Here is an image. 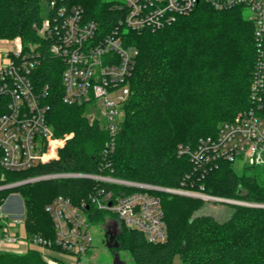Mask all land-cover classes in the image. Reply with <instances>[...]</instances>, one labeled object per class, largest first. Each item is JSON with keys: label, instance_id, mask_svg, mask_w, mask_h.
<instances>
[{"label": "trees", "instance_id": "16d2710c", "mask_svg": "<svg viewBox=\"0 0 264 264\" xmlns=\"http://www.w3.org/2000/svg\"><path fill=\"white\" fill-rule=\"evenodd\" d=\"M41 1L0 0V40L20 38L25 53L36 46L41 62L32 81L38 91L49 87L44 99L47 121L65 144L47 164L22 173L5 172L0 186L42 174L82 173L264 205V166H244L238 172L227 161L196 165L178 156L180 146L195 148L202 139L215 138L222 123L251 106L256 43L254 26L243 9L220 11L200 2L193 13L161 30L121 29L125 45L136 47L139 55L125 118L108 157L110 167L105 168L109 134L84 116V106L63 103L64 65L52 57L50 43L37 30L44 19ZM61 4L82 8L86 19L99 23V35L111 33L121 18L110 0ZM97 189L116 195L138 191L90 179L45 180L0 190V207L11 194L20 193L26 237L54 240L46 206L58 196L77 204ZM147 192L161 201L167 240L149 243L141 232L117 223L119 248L113 250L128 253L133 264H173L176 256L182 264H264V207L231 205L229 218L219 221L197 214L205 205L200 198ZM89 211L93 225L112 216L93 206ZM0 264L48 263L41 250L33 248L22 255L0 252Z\"/></svg>", "mask_w": 264, "mask_h": 264}, {"label": "built area", "instance_id": "2783aa9c", "mask_svg": "<svg viewBox=\"0 0 264 264\" xmlns=\"http://www.w3.org/2000/svg\"><path fill=\"white\" fill-rule=\"evenodd\" d=\"M47 17L37 29L50 43L52 57L63 65V103L86 107L99 104L103 121L97 123L109 134L103 150V167H110L108 157L114 152L119 127L125 118L124 107L130 98L129 81L139 51L126 46L121 29L142 32L157 31L172 25L179 17L193 13L200 2L216 10H244L254 26L256 62L251 83V106L232 121L220 125L215 138L202 139L195 148L180 146L178 156H185L196 165H214L227 161L234 166H264V0H110L120 14L111 33L99 35V23L88 20L82 8L67 7L63 0H46ZM0 52V179L5 172L22 173L57 159L65 139L57 138L47 121L48 106L44 99L49 87L37 90L32 73L41 62V55L32 46L25 53L20 38ZM90 179L119 187L137 189L132 193L114 194L97 189L87 200L74 203L64 196L56 197L46 211L52 218L54 240L27 237L41 251L61 252L76 259L77 264H92L87 253L92 247L93 226L90 207L112 215L117 223L141 232L149 243L167 240V227L161 201L147 191H161L200 198L205 202H229L237 205L264 207L244 201L228 200L204 193L174 190L118 179L112 176L82 173H51L29 177L0 186V190L45 180ZM2 220V221H1ZM0 244L14 245L23 240L17 231L20 223L0 215ZM15 230L16 232H12ZM48 264H60L45 252Z\"/></svg>", "mask_w": 264, "mask_h": 264}, {"label": "rangeland", "instance_id": "374dc122", "mask_svg": "<svg viewBox=\"0 0 264 264\" xmlns=\"http://www.w3.org/2000/svg\"><path fill=\"white\" fill-rule=\"evenodd\" d=\"M42 14L46 18L49 12V5L46 0L41 1ZM12 47L11 43H5L0 41V52L6 53ZM84 116L89 119H98L103 121V116L101 115V107L99 104H88L84 110ZM244 165L242 163H237L235 169L241 172ZM231 205H237L229 202H205L203 208L197 213L198 215H211L214 216L219 221H225L229 218L232 207ZM0 215H7L11 220L16 219L20 223V228L17 231L19 233L20 239L23 240L14 245H4L0 244L1 253H12V254H25L29 249L38 248L33 242L26 240V234L24 230L26 207L24 198L20 193H13L7 199L5 205L0 207ZM114 218L108 216L100 224H95L91 228V234L93 236V244L87 253V258H90L92 264H113L114 256L119 254L120 259L125 264H133L132 259L129 254L123 250L116 252L107 247V241L112 235V230L114 229ZM2 221V220H1ZM0 221V225H2ZM12 232H16L12 230ZM43 252V251H41ZM48 256L57 260L60 264H77V261L73 257H69L61 252H46ZM43 252V253H44ZM173 264H182L179 256H176Z\"/></svg>", "mask_w": 264, "mask_h": 264}, {"label": "water", "instance_id": "95a60500", "mask_svg": "<svg viewBox=\"0 0 264 264\" xmlns=\"http://www.w3.org/2000/svg\"><path fill=\"white\" fill-rule=\"evenodd\" d=\"M107 247L111 250L119 248V244L116 242V235H110L107 241ZM113 264H125L121 261L119 254L114 256Z\"/></svg>", "mask_w": 264, "mask_h": 264}, {"label": "flooded vegetation", "instance_id": "af4514ba", "mask_svg": "<svg viewBox=\"0 0 264 264\" xmlns=\"http://www.w3.org/2000/svg\"><path fill=\"white\" fill-rule=\"evenodd\" d=\"M112 234H113V235H116V231H115V229L112 230Z\"/></svg>", "mask_w": 264, "mask_h": 264}]
</instances>
